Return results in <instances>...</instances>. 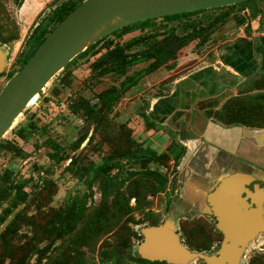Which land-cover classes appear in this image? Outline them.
<instances>
[{"label": "rangeland", "instance_id": "obj_1", "mask_svg": "<svg viewBox=\"0 0 264 264\" xmlns=\"http://www.w3.org/2000/svg\"><path fill=\"white\" fill-rule=\"evenodd\" d=\"M63 1L0 0V48L6 57L0 90L10 72L20 67L33 29L53 24L51 15ZM262 9L264 0H253L173 20L158 18L140 30L136 28L141 24L136 23L133 32L111 35L117 44L145 35L129 48L139 53L170 29L183 34L192 29V23L202 27L196 40L180 47L163 65L153 68L154 72L145 71L110 106L102 103L99 92L118 87L152 60L140 59L124 74L110 75L92 66L99 50L106 49L90 48L56 73L0 139V214L9 208L6 219L15 221L0 233V264H27L29 260L30 264H139L133 259L139 256L142 230L159 224L178 202L180 172V163L174 162L177 145L173 132L161 127L146 129L142 115L153 98L168 93L173 80L195 63L192 56L203 60L216 53L219 39H223L221 30L228 28L235 35L238 19L255 24ZM194 52L198 55H191ZM83 100L98 110L92 119ZM76 104L77 112L71 108ZM25 124L28 128L23 130ZM22 130L25 138L20 135ZM84 133L89 139L76 147ZM50 141L58 144V158L47 154L55 148ZM70 157H74L71 162ZM110 159L121 166H105ZM98 164L104 168L96 172L92 167ZM131 171L135 174L130 175ZM7 172L15 180H26L25 201L14 199L15 190L1 191L9 184ZM76 199H86L80 219L46 246L58 214L66 212ZM176 227L181 243L200 253L190 264H206L203 255L213 253L223 237L208 213L181 214ZM35 246L39 249L33 255ZM240 264H264V237L251 242Z\"/></svg>", "mask_w": 264, "mask_h": 264}, {"label": "water", "instance_id": "obj_2", "mask_svg": "<svg viewBox=\"0 0 264 264\" xmlns=\"http://www.w3.org/2000/svg\"><path fill=\"white\" fill-rule=\"evenodd\" d=\"M245 0H82L56 24L29 58L0 90V139L12 128L30 99L77 54L124 27L169 14L220 7ZM0 48V72L5 64ZM200 149L186 166L180 165L178 202L157 225L142 230L138 254L149 261L190 264L200 253L181 243L176 222L181 214H211L223 237L218 248L203 255L206 264H240L243 252L264 237V175L260 169L235 162L204 163ZM214 155V154H213ZM201 160V161H200ZM263 177V178H262ZM252 185V186H251ZM72 202L57 224L69 217ZM166 205L163 206V212ZM12 218L6 219L0 233ZM38 246L34 248L37 251Z\"/></svg>", "mask_w": 264, "mask_h": 264}, {"label": "crops", "instance_id": "obj_3", "mask_svg": "<svg viewBox=\"0 0 264 264\" xmlns=\"http://www.w3.org/2000/svg\"><path fill=\"white\" fill-rule=\"evenodd\" d=\"M232 32L224 31L214 56L174 79L147 111L185 147L183 167L202 149L204 163L221 159L226 166L239 162L264 172V29Z\"/></svg>", "mask_w": 264, "mask_h": 264}, {"label": "trees", "instance_id": "obj_4", "mask_svg": "<svg viewBox=\"0 0 264 264\" xmlns=\"http://www.w3.org/2000/svg\"><path fill=\"white\" fill-rule=\"evenodd\" d=\"M81 1L82 0H65V1L61 2V4L57 8H55V10L53 11V14L51 15L52 20H54L53 24H51L50 26H48L47 24H39L33 29V31L31 32V34L29 35L28 40H27L29 43V47L26 49L25 55L23 56V59L21 60L20 66L34 52V50L36 49L38 44L45 38L46 34L56 24H58L62 20V18ZM249 1H253V0H245V1L237 2L235 4L249 2ZM235 4H230V5L220 6V7H213V8H204V9L186 11V12L175 13V14H169V15L162 17V18L167 19V20L168 19L173 20L176 18H180L182 16L201 13V12L207 11L209 9L231 8V7H234ZM155 19H158V18L148 19L146 21L139 22L138 24H141V26L138 28H146ZM243 22H244V19L241 18V19H238L237 24H241ZM133 25L124 27V28L119 29V30L121 33L129 32V31L135 29V27H133ZM192 25H193L192 29L183 33V34H176L174 32V28L168 30L167 35L162 40L156 41L152 45H150L147 49L140 51V53H138L140 56H135V55L132 56V58L128 62H120V61L115 60V58L118 55L117 52L119 50H122V48H120V49L114 48V49L110 50L109 53L106 55V62H107V64H109V66H107L104 69L102 68L101 71H103V73L114 72V74H122L123 72L126 71V69L129 65L139 61L140 59H142V60L152 59L151 65L149 66L147 71L151 70L154 67H159V66L163 65L164 62L166 60L170 59V57L182 45H185L190 40L194 39L195 37L200 36V32L202 30V27H199L197 23H192ZM227 30H228V28H224L223 30L220 31V34L223 33L224 31H227ZM141 38L142 37H137L136 39L129 41L125 46L131 47V46L139 43L141 41ZM95 44H96V42L93 43L91 46L87 47L85 50H83L79 54H77L75 57H73L68 62V64H70L78 56H82L85 53H87L88 50L90 48H92ZM92 66L97 67V65H95L93 63H92ZM145 71L146 70H141L137 76L130 77L129 79L122 81L121 82V90L123 92L126 91L129 88V86L133 85L136 81H138L140 79V76ZM13 73H14V71H11L10 76ZM115 90L116 89H114V88L113 89H107L104 91V93H101V99H102V101H104L106 103V106H110L113 103V101L116 97V95H115L116 91ZM83 101L84 102L82 104H83L85 110H87L88 115L93 116V114H95L97 112L96 108L88 100H83ZM78 107H79L78 104L71 106V108L76 112L78 111ZM247 113H251V111L249 110L248 112H246L245 114H243L240 117L242 119H245L244 116L247 115ZM144 119H145V123L147 125V128L148 129L151 128L154 123H152L149 120V118H147V117L145 118V116H144ZM232 119L238 120L239 118L238 117L237 118L231 117L229 120H232ZM27 128H28L27 124L22 126L23 130H25ZM23 130L20 131V135H21V137L25 138L26 136L23 133ZM85 137H86V134L84 133L76 141V147H78L80 145V143L85 139ZM50 144L54 145L55 148L53 151L47 153L48 156L52 159L58 158V152H57L58 144L54 143L53 141L52 142L50 141ZM133 154H135V153H133ZM133 154H130L129 157H131ZM73 160H74V157H70V162ZM106 165H109L111 167H118V166L120 167L121 163L118 160L113 161L112 159H110V160H107L105 162V166ZM92 168L96 172H98L99 170H102L104 167H102L98 164V165H94V167H92ZM89 169H87V170H89ZM7 174H8V176L6 178L9 181L8 187H5V189H1V191H3V193H4L6 188H8L9 190H15L16 198H14V199L16 201H19V202L25 201L28 197V193L24 189V186L26 184V180L18 181V180H15L14 178L10 177V172H7ZM119 174H120V171H118L117 177H119ZM129 174L130 175L135 174V171H131ZM150 177H152V176H150ZM90 181H91V179H90ZM89 184H91V183L89 182ZM85 201H86V199H76L75 201H73L74 207L72 209V213H71L70 217L66 221H64V223L61 225L57 235H60L63 231L66 232V230L72 229L74 227L75 223L78 222V220L80 219L82 212L85 210V206H86ZM9 212H10V209L5 208L4 213L0 214V224L6 219V216H7V214H9ZM64 213L65 212L58 214V221L63 217ZM14 223H15L14 218H12L7 226H13ZM55 226L50 228V231H49L50 233L53 232ZM209 244H210V242H209ZM133 260L139 264H168L165 261H149V260L141 258L140 256L135 257Z\"/></svg>", "mask_w": 264, "mask_h": 264}, {"label": "flooded vegetation", "instance_id": "obj_5", "mask_svg": "<svg viewBox=\"0 0 264 264\" xmlns=\"http://www.w3.org/2000/svg\"><path fill=\"white\" fill-rule=\"evenodd\" d=\"M257 18H258V22L257 23H255V24H252L251 23V21H244L243 23H241V24H238V26H239V28H243L247 33H249L252 29H264V10L262 9V11L259 13V15L257 16ZM137 30L139 29H141V28H136ZM134 31H135V29H134ZM130 32H133V30H131V31H129V32H126V33H121L120 32V30H118V31H116V32H113L112 34H109V35H107V36H103L102 38H100L99 40H97L96 41V44L92 47V49H106V51H104V52H100V50H99V54H97V56H96V58L94 59V61H93V64H95V65H97V68H99V70H101L102 68L104 69V68H106L107 66H109V64H107V62H106V55L109 53V51L110 50H112V49H114V48H117V49H120V48H122V50H119L117 53H118V55H117V57L115 58V60H117V61H120V62H128L131 58H132V56H140L137 52H130L129 51V48H131V47H126L125 45L129 42H127V43H124V44H117V41L115 40V39H113V38H115V36L116 35H118V34H121V35H123V34H127V33H130ZM223 33H221L219 36L220 37H224V34L222 35ZM111 35H114L113 36V38H110V36ZM138 37H142L141 38V41H142V39L143 38H145V35H142V36H138ZM199 37V36H198ZM198 37H195L194 39H192V40H196ZM220 37H218V38H220ZM164 38V37H163ZM163 38H161V39H154L151 43H149L148 44V46L145 48V49H147L150 45H152L154 42H156V41H160V40H162ZM214 38V37H213ZM213 38H210V39H213ZM136 39V38H135ZM209 39V40H210ZM134 40V39H133ZM192 40H190L189 42H192ZM220 40V39H219ZM132 41V40H131ZM140 41V42H141ZM208 41V40H207ZM139 42V43H140ZM189 42H187L186 44H188ZM95 43V42H94ZM139 43H137V44H139ZM185 44V45H186ZM110 45H113V47H109ZM136 45V44H135ZM91 46V45H90ZM182 46H184V45H182ZM181 46V47H182ZM108 48H110V49H108ZM145 49H143V50H145ZM142 51V50H141ZM215 52V51H214ZM139 53H140V51H139ZM195 53H197L196 55H198V52H195ZM86 54V53H85ZM84 54V55H85ZM212 55V54H211ZM83 56V55H82ZM214 55H212L211 57H207V59L209 58H212ZM79 57V56H78ZM195 56H193L192 58H190L192 61H194L195 63H193V64H191V65H189V68H191V66H194L196 63H197V61L199 60V56H198V60H195V58H194ZM113 60V59H112ZM146 60H149V59H146ZM150 60H152V59H150ZM131 65H133V64H131ZM151 65V63L149 64V65H147V67L145 68V69H142V70H146L147 71V69L149 68V66ZM130 66V65H129ZM128 66V67H129ZM128 67H127V69H128ZM160 67V66H159ZM159 67H157V68H159ZM155 68V67H154ZM189 68H187L186 69V71L189 69ZM127 69H126V71H127ZM154 70L155 69H151L150 70V72H154ZM125 71V72H126ZM141 71V70H140ZM139 71V72H140ZM185 71V72H186ZM125 72H123L122 74H124ZM138 72V73H139ZM149 72V71H148ZM138 73L137 74H135V75H133L132 77H134V76H137L138 75ZM107 74H114V72H107ZM183 74V73H182ZM181 74V75H182ZM140 76V75H139ZM130 78V77H129ZM129 78H127V79H129ZM127 79H124V80H122V81H125V80H127ZM140 79H141V76H140ZM139 79V80H140ZM138 80V81H139ZM121 81V82H122ZM138 81H136L133 85H131V86H129V88L126 90V91H122L121 90V82H120V85L118 86V87H110V88H108V89H116L115 91V95H116V97H115V99L117 98V96H118V94L119 93H126L131 87H134L135 85H136V83H138ZM107 90V89H106ZM105 91V90H104ZM104 91H101V92H99V94H98V96H99V98H100V100L102 101V99H101V93H104ZM170 91V90H169ZM169 93V92H168ZM165 94H167V93H165ZM165 94H162V95H165ZM162 95H160V96H157V97H161ZM157 97H155V98H157ZM155 98H153V99H155ZM114 99V100H115ZM152 102V101H151ZM102 103H104L105 104V106H106V103L104 102V101H102ZM150 106V105H149ZM148 109H149V107H148ZM148 109L145 111V113H143V115H142V118H143V121H144V123H145V119H144V116H145V118L147 117V118H149V120L151 121V118H150V116L148 115ZM98 114V110H97V112L95 113V114H93V116H90V118L92 119L93 117H95V115H97ZM214 115V117H216V118H219L218 116H217V114H213ZM213 117V116H212ZM152 123H154L153 121H151ZM145 125V127H146V129H148L147 128V126H146V123L144 124ZM156 128H158V125H157V123H154L153 124V126L151 127V128H149L148 130H154V129H156ZM86 137H87V134H86ZM85 137V139H89V137H87L86 138ZM84 139V140H85ZM177 146H175V157H176V159L174 158V162H177V164H178V162H179V158H180V156L181 155H183L184 154V152H185V147H183L182 145H180L179 143H175ZM252 186V185H251ZM28 198V197H27ZM66 213V212H65ZM64 213V214H65ZM64 216V215H63ZM62 219V218H61ZM60 219V220H61ZM59 220V221H60ZM5 221V220H4ZM3 221V222H4ZM59 221L57 222V224L59 223ZM3 222L1 223V224H3ZM64 223V222H63ZM62 223V224H63ZM57 224H56V226H57ZM61 224V225H62ZM61 225L59 226V228H58V230H57V233L54 235V236H52V234H53V232H51V233H49L48 234V236H47V242H46V246L51 242V241H53V240H56L57 238H61V236L63 237L64 235H65V232L63 231L60 235H57L58 234V231H59V229H60V227H61ZM56 226H55V228H56ZM54 228V229H55ZM54 231V230H53ZM36 247V246H35ZM34 247V248H35ZM38 249H39V247H38ZM38 249H37V251H34V253H33V255H35L37 252H38ZM27 264H30V260L27 262Z\"/></svg>", "mask_w": 264, "mask_h": 264}, {"label": "bare ground", "instance_id": "obj_6", "mask_svg": "<svg viewBox=\"0 0 264 264\" xmlns=\"http://www.w3.org/2000/svg\"><path fill=\"white\" fill-rule=\"evenodd\" d=\"M37 95H38V94L34 95V96L30 99V101H29L28 104H31V103L33 102V100L37 97Z\"/></svg>", "mask_w": 264, "mask_h": 264}]
</instances>
